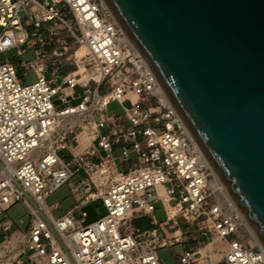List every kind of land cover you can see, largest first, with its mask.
I'll use <instances>...</instances> for the list:
<instances>
[{
    "label": "built area",
    "instance_id": "2783aa9c",
    "mask_svg": "<svg viewBox=\"0 0 264 264\" xmlns=\"http://www.w3.org/2000/svg\"><path fill=\"white\" fill-rule=\"evenodd\" d=\"M0 26V42L13 38L0 56L34 51L17 62L22 76L0 60V220L18 202L31 216L26 231L0 221V264H165L159 250L177 244L175 264H264V249L244 238V215L210 186V162L105 0H0ZM112 102L121 114L109 113ZM81 172L77 205L55 217L61 203L48 199ZM96 201L105 215L84 224L87 212L76 211Z\"/></svg>",
    "mask_w": 264,
    "mask_h": 264
},
{
    "label": "water",
    "instance_id": "95a60500",
    "mask_svg": "<svg viewBox=\"0 0 264 264\" xmlns=\"http://www.w3.org/2000/svg\"><path fill=\"white\" fill-rule=\"evenodd\" d=\"M264 245V0H105Z\"/></svg>",
    "mask_w": 264,
    "mask_h": 264
},
{
    "label": "rangeland",
    "instance_id": "374dc122",
    "mask_svg": "<svg viewBox=\"0 0 264 264\" xmlns=\"http://www.w3.org/2000/svg\"><path fill=\"white\" fill-rule=\"evenodd\" d=\"M4 31L3 27L0 26V34H2ZM10 58L12 61L14 62H21V61H30L34 58V51L33 50H29L25 55L17 57V52L15 50L4 53L3 55L0 56V60L3 61L6 58ZM17 63L18 66V74L19 76L23 75L24 72V68L21 67L19 64ZM51 75L48 73L47 74V78H50ZM35 79V75L33 73V71H29V78L28 81H33ZM60 79H58L57 83H59ZM78 102H80V98L76 99L75 101H73V104H77ZM108 111L109 113H115V114H121L123 112V109L121 107V105L118 102H112L109 106H108ZM96 118H98V114L95 115ZM83 124L81 123L79 128H77L75 130L76 134H80L83 129H82ZM85 134H82V136L80 137V140L84 141L85 138ZM214 178H211V181ZM82 180V175L81 174H77L74 177H72L68 182H66L62 187H60L53 195H51V197L48 199V204L52 205L53 203L59 201L61 202V208L57 209L53 212L55 217H58L59 215H61L63 212H65L66 210H68L69 208L73 207L76 203H78V201L76 200L75 196H74V188L80 186V182ZM213 185L215 183V179L213 180ZM80 191H82L83 189H81V187L79 188ZM219 197H224V195H220ZM226 200V199H225ZM85 211L87 212L88 216L84 221V224H88L90 222H93L97 219H99L101 216L105 215L106 210L103 207L102 202L100 201H96L93 203H89L86 205H82L80 209H78L76 211V217L79 218L81 216V212ZM5 216L10 217L11 219L17 220L19 218H24L25 220L28 218L27 217V208L26 206L22 203V202H18L16 203L10 210H8L5 213ZM156 218L159 221L164 220L165 215L163 213V211L161 209H159L156 212ZM149 220L148 219H141V221L138 224H148ZM250 234L249 231L246 229V227L244 228V238L245 240H249L250 239ZM252 236V234H251ZM253 238V237H252ZM3 240L2 236H0V242ZM253 242V241H252ZM183 253V247L181 244H177L173 247H168V248H163L160 249L158 254L159 257L165 262V264H175V256L179 255Z\"/></svg>",
    "mask_w": 264,
    "mask_h": 264
},
{
    "label": "bare ground",
    "instance_id": "6f19581e",
    "mask_svg": "<svg viewBox=\"0 0 264 264\" xmlns=\"http://www.w3.org/2000/svg\"><path fill=\"white\" fill-rule=\"evenodd\" d=\"M13 38L12 35L7 34L5 35L1 42H0V47H3L4 45H9L10 43H12ZM86 52L85 47H82L79 50V54L83 55ZM78 122H80L79 120H74L71 122V125L74 126L76 125ZM211 165V164H210ZM212 167V165H211ZM212 171H213V175H214V179H215V183L213 185V180L210 182V186L216 191L217 195H224L225 199L227 201H229L230 203H232V205H234L236 207V203L234 202L233 198L231 197L227 187L225 186L224 182L222 181V179L220 178V176L218 175V173L215 171V169L212 167ZM244 224L246 229L249 231L250 234V239L249 242L253 245V246H260L261 248L264 249V245L261 242L260 238L258 237L257 233L255 232V230L252 228V226L249 224V222L246 220V218L244 217ZM253 237V238H252ZM253 241V242H252Z\"/></svg>",
    "mask_w": 264,
    "mask_h": 264
},
{
    "label": "crops",
    "instance_id": "0c3cea01",
    "mask_svg": "<svg viewBox=\"0 0 264 264\" xmlns=\"http://www.w3.org/2000/svg\"><path fill=\"white\" fill-rule=\"evenodd\" d=\"M127 165H125V167H126ZM79 174H81L82 175V180H81V182H80V186H78V187H81L82 189L83 188H85V184H84V181H85V179H86V175L84 174V173H79ZM74 196H75V198H76V200L77 201H79V199H80V195H78V194H74ZM61 203V202H60ZM75 205H77V203L75 204ZM74 205V206H75ZM26 206V205H25ZM73 206V207H74ZM73 207H71V208H69L68 210H66L65 212H67V211H69V210H71ZM26 208H27V219L25 220L24 218H19L18 219V221L17 220H14V219H11L10 217H8V216H3L2 218H1V222L2 221H11L12 223H13V225H14V229H20L21 231H26V230H28V228H29V224H30V221H31V216L29 215V210H28V207L26 206ZM65 212H63V213H65ZM62 213V214H63ZM60 216V215H59ZM20 219H22L23 220V223H20L19 222V220ZM0 236H1V233H0Z\"/></svg>",
    "mask_w": 264,
    "mask_h": 264
},
{
    "label": "trees",
    "instance_id": "16d2710c",
    "mask_svg": "<svg viewBox=\"0 0 264 264\" xmlns=\"http://www.w3.org/2000/svg\"><path fill=\"white\" fill-rule=\"evenodd\" d=\"M140 221H141V219H140V220H137V221H136V224L139 225V226H142V224H141V225L138 224Z\"/></svg>",
    "mask_w": 264,
    "mask_h": 264
}]
</instances>
